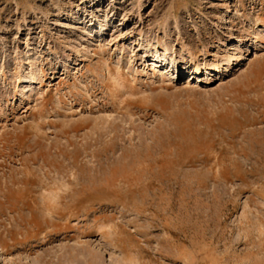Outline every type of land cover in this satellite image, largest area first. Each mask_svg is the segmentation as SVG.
I'll return each instance as SVG.
<instances>
[{
	"label": "rangeland",
	"instance_id": "374dc122",
	"mask_svg": "<svg viewBox=\"0 0 264 264\" xmlns=\"http://www.w3.org/2000/svg\"><path fill=\"white\" fill-rule=\"evenodd\" d=\"M0 264H264V0H0Z\"/></svg>",
	"mask_w": 264,
	"mask_h": 264
},
{
	"label": "bare ground",
	"instance_id": "6f19581e",
	"mask_svg": "<svg viewBox=\"0 0 264 264\" xmlns=\"http://www.w3.org/2000/svg\"><path fill=\"white\" fill-rule=\"evenodd\" d=\"M194 59H195V57H193V58L190 59V60L193 61ZM183 62H184V64H186V63L189 62V59H184ZM170 65H171L172 67H178L180 64L176 63L175 61H171V62H170ZM209 66H213V65L209 63Z\"/></svg>",
	"mask_w": 264,
	"mask_h": 264
}]
</instances>
